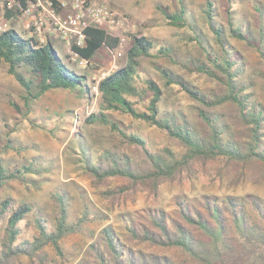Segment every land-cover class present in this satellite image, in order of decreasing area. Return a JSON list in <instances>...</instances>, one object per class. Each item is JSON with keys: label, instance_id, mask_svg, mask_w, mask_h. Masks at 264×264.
I'll return each mask as SVG.
<instances>
[{"label": "trees", "instance_id": "1", "mask_svg": "<svg viewBox=\"0 0 264 264\" xmlns=\"http://www.w3.org/2000/svg\"><path fill=\"white\" fill-rule=\"evenodd\" d=\"M169 10H163L167 24L188 27L185 9ZM214 12V0H206L203 13L216 36L219 54H213L196 36L205 60L184 62L174 45L133 35L126 64L99 82L97 108L85 124L108 127L119 139L99 150L81 144L72 150L93 184L108 187L110 197L143 192L158 199L165 184L183 183L214 162L264 163V101L253 92L254 83L264 84V49L231 17L226 30L215 27ZM255 28L261 32L263 27ZM232 41L257 51L260 68L249 72L242 53L229 45ZM118 45V38L92 28L85 48L75 50L93 60L102 48L114 51ZM0 61L9 66V73L23 87L27 104L50 91L85 86L86 91L79 89V93L87 98L92 92L86 77L71 70L52 45H32L14 30L0 35ZM145 64L155 70L163 84ZM166 64L202 74L216 82V89L202 91ZM174 86L195 103L199 128L184 116L161 112L166 90ZM12 106L20 109L15 103ZM125 116L161 130L175 146L152 150L140 133L120 120ZM240 128L246 141L243 133L237 132ZM11 142H3L0 136V193L12 182H28L27 174L36 170L34 162L23 167L7 165L2 155L13 148ZM113 182L119 184L111 188ZM54 196L58 207L55 224L36 217L35 234L28 236L24 226H30L32 206L0 198V264H22V258L31 264H47V247L63 255L62 240L82 231L88 213L68 225L64 196ZM144 212L142 222L126 220L122 237L113 228H104L77 264H180L169 254L174 252L194 264H264V201L256 196L244 200L207 195L193 203L180 197L173 211L150 208Z\"/></svg>", "mask_w": 264, "mask_h": 264}, {"label": "rangeland", "instance_id": "2", "mask_svg": "<svg viewBox=\"0 0 264 264\" xmlns=\"http://www.w3.org/2000/svg\"><path fill=\"white\" fill-rule=\"evenodd\" d=\"M100 1L131 19L129 30L126 32L130 40L125 45L121 57L116 58L115 51L104 47L92 60V65L82 69L66 58L63 43L57 39L53 41L54 49L65 64L77 74L86 77V83L92 88L89 98L79 93V89L86 91L85 86H79L76 90L50 91L39 100L27 104L23 98L25 95L23 87L9 73V66L0 61V136L3 142L12 141L13 147L2 156L9 166L23 167L33 162L36 164L34 166L36 170L27 174L28 182H12L0 193V198L8 197L17 205L26 202L32 206L28 222L30 226H24L28 231L26 236L35 234L36 217L41 216L50 225L55 224L58 211L55 194L60 193L64 196L68 225L75 224L86 211L88 213L82 231L62 240V256L52 247H47V264H77L85 257L86 250L96 241L104 228L111 227L122 237L126 233L124 226L126 220L142 222L144 210L150 208L173 211L175 202L180 197H184L190 203L199 202L207 195L221 199L238 197L244 200L249 196H256L264 201L262 162L248 164L214 162L206 170H200L183 183L165 184L158 199L143 192L112 198L107 193L108 187H96L93 184L81 164L76 162L79 155L73 152L72 148L81 144L99 150L118 141L119 137L108 127L87 126L85 119L97 108L98 93L93 90L94 85L126 64V53L133 44L131 37L146 36L162 44H172L176 47L178 57L184 62L205 60L196 36L213 54H219L216 36L203 13L206 0ZM214 4L215 27L226 30L231 17L233 23H242L245 29L250 31L251 40L256 46H263L264 49V0H233L232 4H228L227 0H214ZM167 8L170 9V13L185 9L188 27L178 29L167 24L163 14V10ZM227 11L231 13L228 14ZM255 25L263 27L262 31L259 32ZM15 31L26 39L27 36L21 27H17ZM229 45L242 53L249 72L260 68L262 60L257 51L242 42L232 41ZM145 65L146 70L163 84L155 70L150 65ZM166 65L202 91L216 89V82L202 74L190 73L182 66ZM253 92L264 101L263 83H254ZM12 103L17 104L20 109L16 110ZM195 108V103L176 86L166 90L160 104L162 113H170L176 117L184 116L199 128L194 118ZM120 120L140 133L152 150L175 146L164 132L155 127L126 116L120 117ZM242 131L240 128L237 132L243 133ZM243 135L242 139L246 141L248 138L244 133ZM118 184L119 182H113L111 188ZM169 254L180 264H194L179 252ZM21 263L31 264L27 258H22Z\"/></svg>", "mask_w": 264, "mask_h": 264}, {"label": "built area", "instance_id": "3", "mask_svg": "<svg viewBox=\"0 0 264 264\" xmlns=\"http://www.w3.org/2000/svg\"><path fill=\"white\" fill-rule=\"evenodd\" d=\"M131 19L100 0H0V35L21 27L32 45H65L71 63L87 69L92 60L75 49L86 46L89 29H101L119 39L115 57L123 55ZM16 32V31H15ZM54 47V46H53ZM98 85L93 90L98 93Z\"/></svg>", "mask_w": 264, "mask_h": 264}, {"label": "crops", "instance_id": "4", "mask_svg": "<svg viewBox=\"0 0 264 264\" xmlns=\"http://www.w3.org/2000/svg\"><path fill=\"white\" fill-rule=\"evenodd\" d=\"M116 68H117V66H116ZM113 72H115V71H113Z\"/></svg>", "mask_w": 264, "mask_h": 264}]
</instances>
